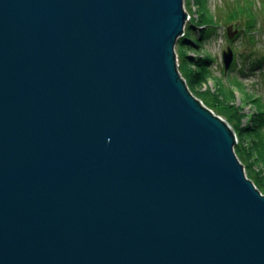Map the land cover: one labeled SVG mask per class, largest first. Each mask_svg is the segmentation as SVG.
<instances>
[{
    "label": "water",
    "instance_id": "water-1",
    "mask_svg": "<svg viewBox=\"0 0 264 264\" xmlns=\"http://www.w3.org/2000/svg\"><path fill=\"white\" fill-rule=\"evenodd\" d=\"M188 18L0 0V264H264V194L179 70Z\"/></svg>",
    "mask_w": 264,
    "mask_h": 264
},
{
    "label": "rangeland",
    "instance_id": "rangeland-1",
    "mask_svg": "<svg viewBox=\"0 0 264 264\" xmlns=\"http://www.w3.org/2000/svg\"><path fill=\"white\" fill-rule=\"evenodd\" d=\"M184 6L189 16L187 23L192 18H197L203 22L210 20L216 25L215 32L209 37L200 39L201 46L190 51V54H210L213 57L210 63L211 72L208 73L211 76L197 87H192V90L195 92L208 90L209 94L206 96L211 102L206 101L205 105L226 119L224 114L216 111L214 99L222 95L223 100L228 101L227 97L231 93L227 89L232 87L235 89L233 101L236 106L242 107L244 114L243 127L250 119L255 120L254 124H257V120H261L260 130L258 125L248 128L250 130L237 135V141L240 140L248 156L256 158V162L251 161L249 164H256V172L261 173L264 178V112L258 113L259 110H264V63L258 61V64H251L245 60V56L251 50L258 53L257 57L259 53L264 54V0H184ZM230 25L233 26V38L228 36L227 29ZM211 29L214 31L213 28ZM196 30L198 28L193 27L192 36L198 39L199 34ZM228 46L234 51V59L226 72L223 52ZM256 56L253 55L252 59ZM223 83L226 85L225 88L221 87ZM243 93L247 96L244 97ZM249 114H252L251 118ZM230 125L234 126L232 121Z\"/></svg>",
    "mask_w": 264,
    "mask_h": 264
},
{
    "label": "trees",
    "instance_id": "trees-1",
    "mask_svg": "<svg viewBox=\"0 0 264 264\" xmlns=\"http://www.w3.org/2000/svg\"><path fill=\"white\" fill-rule=\"evenodd\" d=\"M193 27L198 28V30H196L197 31L196 33L199 34L198 39L192 36L191 30L193 29ZM211 28H213L214 31ZM215 28H216V25L213 24L212 21L210 20L203 22L202 20H199L197 18H192L189 21V23L186 24L185 34L178 39L177 44H176V54L178 57L179 70L182 76L184 77V79L186 80L191 92L196 97L201 99L204 103H206V101L211 102V99L206 96V94H209L208 90L207 91L206 90L205 91L196 90L195 92L194 90H192V87L194 86L197 87L198 84L203 83L204 81L207 80L209 76H211L208 73L211 72L210 63L213 61V57L210 54H197V53L190 54V51L196 49L197 47H200L201 42H202V40L200 41V39H204V37H209L210 35H212L215 32ZM257 54L258 53H256L254 50L253 51L251 50L247 54L248 56L247 55H246L247 57L245 56L246 62L251 63V64L252 63L258 64V61L264 63V54L259 53L258 57L256 56ZM253 55L256 56L255 59H252ZM247 59L250 60L251 62H248ZM221 87L225 88L226 87L225 83H223ZM227 91H230L231 93L227 97L228 101H224L222 95L217 96V98L214 99V101H216L214 105L217 106L216 111L219 114H224L228 118V119L226 118V120L229 122V124H230V121H232V123L234 124L233 126L234 128L233 127L232 128L234 129L237 135L242 134L243 131H248L250 130L248 128H251L257 125L260 126L259 127V130H260V128H262V124H259L261 120H257V124H254L255 120L250 119L249 123H247L243 127L242 121L244 118V114H242L243 113L241 109L242 107L236 106L235 102L233 101L235 89L231 87V89L229 90L227 89ZM243 94H244V97L247 96L246 93H243ZM251 99L254 100V98H251ZM263 112L264 110L258 111V113H263ZM254 114L255 113H253V115ZM251 117H252V114H249V118ZM242 146L243 145L239 140V142H237L235 146L236 153L238 157L240 158V160L242 161V163L244 164L248 177L251 178L256 184V186L261 190V192L264 193V178L262 174L256 172L255 170V168L257 167L256 164H249L251 161L256 162V158L255 157L252 158L251 155L248 156L247 153H245L244 148ZM256 157L258 160L259 159L258 156Z\"/></svg>",
    "mask_w": 264,
    "mask_h": 264
},
{
    "label": "built area",
    "instance_id": "built-area-1",
    "mask_svg": "<svg viewBox=\"0 0 264 264\" xmlns=\"http://www.w3.org/2000/svg\"><path fill=\"white\" fill-rule=\"evenodd\" d=\"M222 117V116H221ZM223 118V117H222Z\"/></svg>",
    "mask_w": 264,
    "mask_h": 264
},
{
    "label": "bare ground",
    "instance_id": "bare-ground-1",
    "mask_svg": "<svg viewBox=\"0 0 264 264\" xmlns=\"http://www.w3.org/2000/svg\"><path fill=\"white\" fill-rule=\"evenodd\" d=\"M217 114V113H216Z\"/></svg>",
    "mask_w": 264,
    "mask_h": 264
}]
</instances>
